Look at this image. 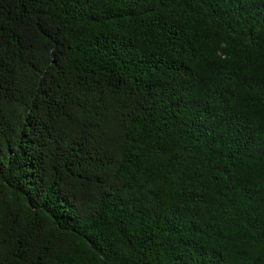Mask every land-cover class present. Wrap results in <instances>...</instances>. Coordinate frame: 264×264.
<instances>
[{
	"label": "trees",
	"instance_id": "1",
	"mask_svg": "<svg viewBox=\"0 0 264 264\" xmlns=\"http://www.w3.org/2000/svg\"><path fill=\"white\" fill-rule=\"evenodd\" d=\"M0 264H264V0H0Z\"/></svg>",
	"mask_w": 264,
	"mask_h": 264
}]
</instances>
